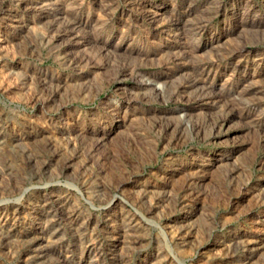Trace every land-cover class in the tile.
Wrapping results in <instances>:
<instances>
[{"label":"rangeland","instance_id":"obj_1","mask_svg":"<svg viewBox=\"0 0 264 264\" xmlns=\"http://www.w3.org/2000/svg\"><path fill=\"white\" fill-rule=\"evenodd\" d=\"M0 264H264V0H0Z\"/></svg>","mask_w":264,"mask_h":264}]
</instances>
